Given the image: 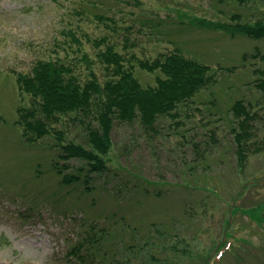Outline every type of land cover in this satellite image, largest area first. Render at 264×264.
Wrapping results in <instances>:
<instances>
[{
    "label": "rangeland",
    "instance_id": "374dc122",
    "mask_svg": "<svg viewBox=\"0 0 264 264\" xmlns=\"http://www.w3.org/2000/svg\"><path fill=\"white\" fill-rule=\"evenodd\" d=\"M233 13L261 19L264 0L244 6L236 0H0V264H74L66 254L79 232H90V222L102 236L104 264H264V223L240 213L264 202V149L250 154L241 177L228 110L239 98L256 106L264 141V97L254 86V70H264V61H241L264 41L229 38L193 21L228 22ZM96 15L116 23L107 29ZM68 30L91 58L94 48L83 35L106 34L119 50L129 38L135 46L127 50L139 59L178 49L216 71L215 84L180 105L175 120L159 118L152 130L115 126L107 170L92 175L90 191L59 183L50 167L53 137L26 142L14 123L18 106L29 102L26 95L21 101L16 73L63 55ZM132 64L142 85L155 84L158 72ZM95 72L102 79L99 66ZM65 125L67 140L85 143L81 126ZM246 181L258 183L232 200ZM233 207L226 231L236 240L218 250Z\"/></svg>",
    "mask_w": 264,
    "mask_h": 264
},
{
    "label": "trees",
    "instance_id": "16d2710c",
    "mask_svg": "<svg viewBox=\"0 0 264 264\" xmlns=\"http://www.w3.org/2000/svg\"><path fill=\"white\" fill-rule=\"evenodd\" d=\"M217 1L221 3L224 0ZM253 1L236 0L239 6ZM95 18L107 29L116 23L113 18L103 15H96ZM193 21L199 28L221 31L229 38L240 35L264 41V17L254 21L244 20L240 14L233 13L228 22L200 18ZM116 30L111 28L109 31ZM65 35L67 40L62 47L63 55L57 53L54 58L37 59L30 72L16 73L21 101L22 96L26 95L29 102L28 106H18L14 122L26 142L35 143L46 136L55 139L53 146L56 155L50 167L59 177V183L65 186L82 184L83 190H91L88 183L93 178L92 175L107 170L115 126L139 124L146 130H152L159 118L169 117L175 120L178 115L176 109L180 105L191 103L200 90L208 89L216 82V71L211 66L186 57L178 49L160 53L152 60L139 59L127 50L128 47L135 46L129 38L122 40L123 45L119 50L120 44L112 41L106 34L98 38L81 34L94 48V57L91 58L82 48V40L76 32L68 30ZM248 57L264 61V47L262 50L254 47L251 54L243 53L241 61L245 63ZM132 61L142 71L158 72L153 86L142 85L135 74ZM96 66L103 71L102 79L95 72ZM224 70L231 71L227 68ZM254 74L259 75L254 86L264 97V70L256 69ZM255 107L251 102L239 98L228 109L234 118L230 133L236 154V169L241 177L250 154L264 149V141L260 140L255 125L262 118ZM65 124L81 126L85 132V143L67 140L64 134ZM73 160L79 165L73 167L68 164ZM256 183L258 182L246 181L232 200L242 197L245 189ZM240 213L247 215L251 221L262 224L264 202L259 201L255 206L241 209ZM235 214V207L229 209L226 234L218 245V250H228L232 241L236 240L228 233L229 230L226 231L230 227V217ZM90 224V232H79L77 244L73 242L66 254L68 261L74 260V264L105 262L102 253L104 249L100 244L102 236Z\"/></svg>",
    "mask_w": 264,
    "mask_h": 264
}]
</instances>
